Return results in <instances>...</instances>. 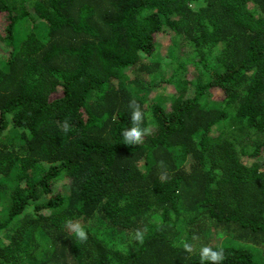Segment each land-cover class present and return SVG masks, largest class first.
I'll return each instance as SVG.
<instances>
[{"label":"trees","instance_id":"obj_1","mask_svg":"<svg viewBox=\"0 0 264 264\" xmlns=\"http://www.w3.org/2000/svg\"><path fill=\"white\" fill-rule=\"evenodd\" d=\"M0 17V264H200L204 245L264 264V0H0ZM131 100L152 129L134 146Z\"/></svg>","mask_w":264,"mask_h":264},{"label":"clouds","instance_id":"obj_2","mask_svg":"<svg viewBox=\"0 0 264 264\" xmlns=\"http://www.w3.org/2000/svg\"><path fill=\"white\" fill-rule=\"evenodd\" d=\"M128 107L130 109L131 126L123 132L124 142L130 146L140 145L144 142V138L146 136L152 134V129L148 126H144L146 114L140 104H138L135 100H131ZM63 127L65 131L68 130L67 121H65ZM67 225L80 241H87L88 233L80 223H75L69 220ZM144 236L145 231L137 230L133 239L143 243ZM183 247L188 253L193 251V245L190 243H184ZM199 256L200 264H223V261L226 259L224 248H214L210 245L202 246L199 250Z\"/></svg>","mask_w":264,"mask_h":264},{"label":"rangeland","instance_id":"obj_3","mask_svg":"<svg viewBox=\"0 0 264 264\" xmlns=\"http://www.w3.org/2000/svg\"><path fill=\"white\" fill-rule=\"evenodd\" d=\"M250 7H253V5H250ZM2 25L4 26V18L0 17V28L2 27ZM28 28V25H24L21 32H19V35H22V32H24V30ZM1 30L4 32L3 27L1 28ZM40 30V29H38ZM157 44L159 46L158 48V52L161 54L160 57H166L167 56V52L169 50L170 44H171V37L169 34H159L158 37L156 38ZM9 47L6 43H2V41H0V56L6 55L8 53ZM189 56H191V53L189 54ZM165 67V66H164ZM165 72H169L170 69L164 68ZM168 70V71H166ZM193 73V72H192ZM132 76V75H131ZM148 78H150V76H148ZM157 80V79H156ZM155 80V81H156ZM173 86L169 84H163L158 86L154 92L152 93L151 96H162V97H167L170 96V91H172ZM211 93H212V98H220L221 97V92L220 90H218L217 88H213L211 89ZM166 105V104H165ZM45 166H47V164H44ZM9 204V199L6 198L4 200V202L2 204H0V211H1V217L5 218L6 216V206ZM5 235V237H8L9 233H3ZM116 240V238H115ZM118 243L124 248V249H129L133 246L134 242H136L135 239H133L132 236H124L122 238V240H120V238L117 240ZM51 264V263H50Z\"/></svg>","mask_w":264,"mask_h":264}]
</instances>
